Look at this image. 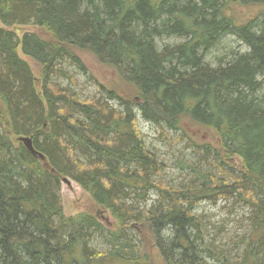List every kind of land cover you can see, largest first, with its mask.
Instances as JSON below:
<instances>
[{"label":"trees","instance_id":"16d2710c","mask_svg":"<svg viewBox=\"0 0 264 264\" xmlns=\"http://www.w3.org/2000/svg\"><path fill=\"white\" fill-rule=\"evenodd\" d=\"M25 26L36 30L19 37L15 28ZM228 33L247 51L206 64V53ZM170 35L185 41L158 49L156 40ZM19 50L38 65L37 78ZM62 61L88 73L101 98L82 100L58 86L54 78L73 82ZM93 67L113 80L99 81ZM263 83L264 0H0V264H146L127 234L144 227L166 264H233L210 251L192 212L216 198L251 209L254 234L237 264H262ZM134 107L157 127L182 134L206 128L215 143L192 142L224 175L191 165L188 187H163L162 163L145 146ZM64 177L109 212L112 230L91 213L64 215ZM153 189L157 204L135 213L130 194L145 201ZM104 233L110 250L91 248L92 236Z\"/></svg>","mask_w":264,"mask_h":264},{"label":"rangeland","instance_id":"374dc122","mask_svg":"<svg viewBox=\"0 0 264 264\" xmlns=\"http://www.w3.org/2000/svg\"><path fill=\"white\" fill-rule=\"evenodd\" d=\"M248 14L252 11L243 9ZM245 13V15H247ZM32 26L15 28L16 33L21 37L25 32L35 31ZM185 39L180 36L170 35L163 36L156 40L158 49L164 46H171ZM247 46L241 42L234 34L228 33L222 36L218 42L206 53L204 61L210 66H216L219 61L227 62L234 53L246 52ZM21 58L26 60L32 69L36 78L39 76V67L30 58L21 54ZM207 56V57H206ZM61 69L72 78L73 82L65 78H54V82L60 87L71 88L82 100L98 99L101 95L96 88L94 80L88 73L79 71L77 67L68 61H62ZM99 81L109 82L113 80L112 73L103 70L101 67L90 68V72ZM110 78V79H109ZM38 81V79H37ZM37 90L40 89V83L37 82ZM264 99V83L257 94ZM113 108L118 109L116 101H109ZM137 117V128L139 129L145 146L153 152L157 159L162 163V172L159 175V181L163 187L173 189H183L188 187L193 181V175L189 166L198 165L204 170L216 173L218 176L224 175V168H218V161L211 159L203 151L195 145L193 141L211 140L215 143L214 137L209 136L206 128L191 127L187 133L182 134L180 131H173L165 126L157 127L149 121L141 117L139 110L134 107ZM214 139V140H213ZM75 154L79 159L83 160L82 153L79 148L73 146ZM235 164L238 159L233 157ZM233 162V163H234ZM228 170L227 168H225ZM67 178V177H66ZM69 184L60 183L59 196L65 216H73L81 212H87L96 215L103 225L112 230L116 223L111 218L109 212L98 207L89 193L84 191L76 182L68 178ZM159 193L153 189L147 194V199L140 200L135 194H130L127 203L132 207L135 213L143 214L150 206L156 205L159 199ZM193 214L200 218L201 231L204 242L209 246L211 252L219 251L225 256L229 262L233 264L239 263L243 256L248 254L247 242L252 234L251 209L235 199H203L199 201L192 210ZM203 222V223H202ZM127 234L134 238L136 246L147 257L146 264H166L161 252L150 241L151 232L147 228H142V234H138L135 230L130 229ZM143 235V237H142ZM107 233L102 235L94 234L91 238L89 246L100 252H108L111 248ZM262 264H264V255Z\"/></svg>","mask_w":264,"mask_h":264},{"label":"water","instance_id":"95a60500","mask_svg":"<svg viewBox=\"0 0 264 264\" xmlns=\"http://www.w3.org/2000/svg\"><path fill=\"white\" fill-rule=\"evenodd\" d=\"M18 141L19 142H21L23 145H24V147L34 156V157H37L38 159H40V160H44L45 158H44V156L41 154V153H39L38 151H36L35 149H34V147H33V144H32V140H31V138L30 137H28V136H21V137H19L18 138ZM61 182H63V183H65V184H69V180H68V178H66V177H64L63 179H62V181Z\"/></svg>","mask_w":264,"mask_h":264},{"label":"bare ground","instance_id":"6f19581e","mask_svg":"<svg viewBox=\"0 0 264 264\" xmlns=\"http://www.w3.org/2000/svg\"><path fill=\"white\" fill-rule=\"evenodd\" d=\"M235 54V53H234ZM207 57V56H206ZM162 184V183H161ZM187 221H188V219H187ZM203 223V222H202ZM160 231V230H159ZM166 235V234H165ZM195 238V237H194ZM164 242V241H163Z\"/></svg>","mask_w":264,"mask_h":264}]
</instances>
